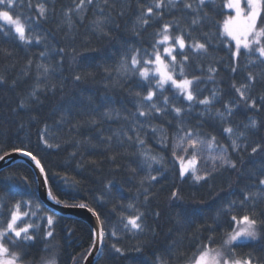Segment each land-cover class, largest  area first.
<instances>
[{
  "label": "trees",
  "instance_id": "16d2710c",
  "mask_svg": "<svg viewBox=\"0 0 264 264\" xmlns=\"http://www.w3.org/2000/svg\"><path fill=\"white\" fill-rule=\"evenodd\" d=\"M228 1L0 0L23 27L0 18V159L30 154L51 197L98 216L94 264H189L242 219L258 237L234 257L264 264V0L239 51L224 33ZM166 32L175 50L165 61L176 81H193L190 99L142 75ZM186 135L231 165L183 175L174 145ZM16 209L20 237L8 232ZM1 238L20 264H84L94 243L89 225L43 204L23 163L0 172Z\"/></svg>",
  "mask_w": 264,
  "mask_h": 264
},
{
  "label": "rangeland",
  "instance_id": "374dc122",
  "mask_svg": "<svg viewBox=\"0 0 264 264\" xmlns=\"http://www.w3.org/2000/svg\"><path fill=\"white\" fill-rule=\"evenodd\" d=\"M179 1V0H175ZM263 0H229L227 8L231 12L230 19L224 25V33L235 45L237 51L248 47L261 15ZM1 20L13 27L18 34L23 33V27L19 20H14L6 12L0 13ZM161 43L165 44L163 55L155 56L153 69L144 70L142 75L147 77L155 75L162 85H173L183 92L187 99L192 97L191 84L193 81H176L169 71L168 64L164 57H172L174 46L170 45L167 32L161 38ZM178 48L184 49L185 42L182 38L176 40ZM264 58V51L259 50ZM174 153L180 164L183 175L193 173L197 179H202L217 170L222 165H231L227 152L218 148L212 141L196 136L186 135L177 139L174 145ZM21 218L18 209L15 210L8 232L20 237L17 224ZM27 229H23L21 234H25ZM258 237L257 226L249 219L238 220L236 228L224 241L216 248H208L202 251L189 264H251L248 261H241L234 257L233 247L235 244L245 241H252ZM0 264H20L15 257L8 255L6 248L0 239ZM40 264H57L55 256L43 260Z\"/></svg>",
  "mask_w": 264,
  "mask_h": 264
},
{
  "label": "water",
  "instance_id": "95a60500",
  "mask_svg": "<svg viewBox=\"0 0 264 264\" xmlns=\"http://www.w3.org/2000/svg\"><path fill=\"white\" fill-rule=\"evenodd\" d=\"M27 164L35 172L38 182L39 197L43 204L56 215L74 220H81L93 231L94 243L84 264H94L101 252L103 244V228L98 216L86 206H68L50 196L46 179L38 162L25 152H12L0 159V172L15 164Z\"/></svg>",
  "mask_w": 264,
  "mask_h": 264
}]
</instances>
